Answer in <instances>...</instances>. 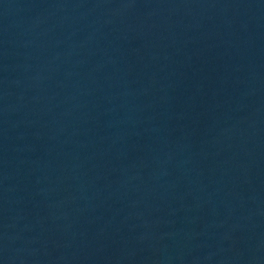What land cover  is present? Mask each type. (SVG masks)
Wrapping results in <instances>:
<instances>
[{"label": "water", "instance_id": "water-1", "mask_svg": "<svg viewBox=\"0 0 264 264\" xmlns=\"http://www.w3.org/2000/svg\"><path fill=\"white\" fill-rule=\"evenodd\" d=\"M0 264H264V0H0Z\"/></svg>", "mask_w": 264, "mask_h": 264}]
</instances>
